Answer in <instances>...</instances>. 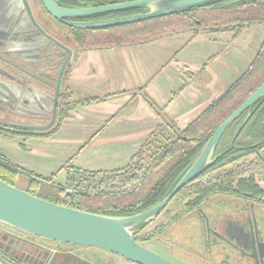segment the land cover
Instances as JSON below:
<instances>
[{"label":"trees","instance_id":"16d2710c","mask_svg":"<svg viewBox=\"0 0 264 264\" xmlns=\"http://www.w3.org/2000/svg\"><path fill=\"white\" fill-rule=\"evenodd\" d=\"M132 0H54L60 8L83 9ZM142 11L128 8L71 21L96 22L128 17ZM260 26L261 44L245 72L183 128L169 119L150 132L129 162L109 171L73 170L63 185L29 175L25 191L48 202L108 217H128L161 202L178 183L215 129L264 81V0H215L185 11L136 23L94 29H73L83 52L143 45L164 37L191 31H229ZM66 97L70 98L69 93ZM158 115L161 108L143 96ZM89 100H87L88 102ZM249 119L237 135L233 148L225 152L246 116ZM84 145L81 147L83 148ZM225 152V153H224ZM222 154L192 181L181 188L155 219L161 223L151 231L135 227L132 237L140 244L161 235L172 224L194 211L214 195H227L262 203L264 198V97L244 111L223 133L214 156ZM20 170L0 158V180L15 186Z\"/></svg>","mask_w":264,"mask_h":264},{"label":"rangeland","instance_id":"374dc122","mask_svg":"<svg viewBox=\"0 0 264 264\" xmlns=\"http://www.w3.org/2000/svg\"><path fill=\"white\" fill-rule=\"evenodd\" d=\"M262 36L260 26L245 28L240 33L210 31L193 36L191 31H186L148 44L92 52L96 53L94 58L98 62L112 66L107 93H146L156 107L165 106L161 115L158 116L141 96L132 102L127 101L126 96L110 98L80 110L81 120L76 126L66 124L48 140H22L0 133V158L21 171L15 186L22 190L29 185V175L50 178L53 184L63 185L65 166L86 171L122 168L139 148L136 146L164 124L165 119H173L183 128L206 107L204 104L213 92L209 87L219 91L234 83L256 54ZM114 112H117L115 122L91 137L98 130L97 124L105 125L103 121ZM92 115L97 121L90 117ZM105 115L107 118L102 119ZM119 136L124 139L115 142L114 138ZM94 139L97 141L92 142ZM225 196L217 194L206 199L196 208V213L185 215L143 246L174 264H238L234 251L211 232L213 227L217 231L218 223L214 222L230 212L237 213L234 205L218 202V197ZM251 204L264 208V201ZM252 210L250 213L257 217ZM202 216L207 221H202ZM160 223L161 218H158L145 233ZM7 230L19 234L14 229ZM219 233L222 236V231ZM225 235L230 237L226 232ZM79 250L86 251L95 260L94 264H133L101 249Z\"/></svg>","mask_w":264,"mask_h":264},{"label":"flooded vegetation","instance_id":"af4514ba","mask_svg":"<svg viewBox=\"0 0 264 264\" xmlns=\"http://www.w3.org/2000/svg\"><path fill=\"white\" fill-rule=\"evenodd\" d=\"M15 1V4L8 1L7 9L11 5L15 8L8 12L9 16L6 15L2 21L0 20V26L6 25L3 33L0 31V93H45L47 96L43 94L45 101L33 107L28 103L17 106L16 110L20 113L18 116L13 114L17 104L14 103V96L2 100L0 122L8 123L11 127L0 125V133L22 140H48L58 133L66 120L73 119L75 112L82 108H90L91 105L104 103L114 97L126 96L127 101L132 102L138 96L143 98L146 95V93H123L124 91L107 93L110 67L103 62L92 64L90 52H83L78 47L74 28L65 24L83 22L53 19L46 13L40 0ZM17 48L26 49L24 55L29 59L24 61L26 63H18L10 59L16 56ZM81 53L84 57L79 59ZM69 55V60L66 62ZM139 90L141 91V87ZM67 93L70 98L66 97ZM37 112L40 115H37ZM116 113L114 112L110 118L105 116L107 118L103 121L105 125L115 117ZM50 123L51 125L43 131L18 129L20 126L45 127ZM105 125L100 126L91 137H95ZM239 201L242 199L240 198ZM255 208L256 206L250 209L255 211L257 217L250 213L251 216L247 217L248 228L245 226L244 230L238 228L236 224L226 223L223 220L214 222V224L218 223L216 229L218 232L213 230L214 227L211 229L219 240L222 237L219 231H222V234L225 232L229 234V240L225 243L234 251L238 264H264V208L259 205L256 210ZM8 228L10 227L0 224V245L8 249H26L27 252H33L34 249L51 251L55 264H94L95 260L86 253H78V249L89 248L48 241L41 244L33 240L35 237L17 230L19 234L11 233ZM250 249H255L257 258L259 254L262 256L255 263L248 258L247 251Z\"/></svg>","mask_w":264,"mask_h":264},{"label":"water","instance_id":"95a60500","mask_svg":"<svg viewBox=\"0 0 264 264\" xmlns=\"http://www.w3.org/2000/svg\"><path fill=\"white\" fill-rule=\"evenodd\" d=\"M8 1H12L13 4L16 2L15 0H0L1 21L6 15L9 16L8 12L12 11L13 7L15 8V6L11 5L7 9L6 5L9 3ZM40 1L46 13L57 21L120 11L128 8L142 9L140 13L123 18L87 23H65L66 26L74 29L87 30L120 26L170 16L215 0H132L119 4L83 9L60 8L54 0ZM0 27V31L3 33V28L6 25ZM25 48H17L15 50L16 56L10 57V59L18 63H26L24 61L29 59L24 55ZM65 50L67 49L65 48ZM69 57L70 55L66 58V62L69 60ZM43 94L47 96L45 93H0V102L14 96V103L17 104L13 110V114L18 116L20 113L16 110L17 106L28 103L29 106L33 107L35 104H40L42 101H45ZM262 97H264V81L235 111L220 123L203 146L199 155L168 195L157 205L143 212L128 217H108L80 211L76 208L60 206L34 197L25 190L8 185L0 180V224L40 240L60 245L101 249L133 264H174L135 241L132 237V230L135 227L153 222L182 187L187 185L222 155L214 156V152L225 130L244 111ZM37 113V115H40L39 112ZM248 119L249 115L246 116L234 133L232 141L225 152L233 148L237 135ZM0 125L11 127L8 123L3 122H0ZM50 125L51 123L45 127L20 126L18 129L43 131ZM249 234H251V228H249ZM247 252H249L248 258L254 263L262 257L259 254L257 258L255 249H250ZM51 255V251L47 250L40 251V249H34L33 252H27L26 249H8V247L0 245V264H55Z\"/></svg>","mask_w":264,"mask_h":264},{"label":"crops","instance_id":"0c3cea01","mask_svg":"<svg viewBox=\"0 0 264 264\" xmlns=\"http://www.w3.org/2000/svg\"><path fill=\"white\" fill-rule=\"evenodd\" d=\"M263 37V36H262ZM151 43V42H150ZM148 44V43H147ZM137 46V45H136ZM125 48V47H124ZM183 48L184 47H182V48H180V51H182L183 50ZM179 51V52H180ZM92 52H96V51H92ZM92 52H90V54H91V58H92V64H96L97 62H98V60H96L94 57H95V55H96V53H95V55H94V53H92ZM84 57V54L83 53H81L80 55H79V59H82ZM171 61V60H170ZM169 61V62H170ZM96 62V63H95ZM109 67H110V69L112 68V66L111 65H108ZM128 66V65H127ZM126 65H125V67L126 68H128ZM207 87H209V86H207ZM209 89H211L213 92L211 93V95L209 96V99L205 102L206 104H204V106L206 105H208L210 102H211V100H213L214 98H216L218 95H220L223 91H224V89L222 88V90H219V91H215V88L213 87V88H210L209 87ZM87 109H89V108H87ZM87 109H85V108H82L81 110H87ZM165 109V108H164ZM166 109H167V107H166ZM79 111L80 110H78V111H76L75 113L76 114H74V117H73V119H68V120H66L64 123V125H62V127L60 128V130L63 128V126H66V124H68V125H70V126H76L77 125V122L79 121V120H81L80 118H81V116L79 115ZM164 111V110H163ZM161 112V111H160ZM95 115V114H94ZM94 115H92V116H90V117H93V118H95V116ZM156 115V114H155ZM106 116V115H105ZM105 116H103V118L102 119H104L105 118ZM158 116H160V115H158ZM117 117H114L107 125H105L102 129H100L99 131H98V133H97V135H99V134H101L102 133V131H104V130H106L107 129V127L110 125V124H112L113 122H115V121H113V120H115ZM168 118V117H167ZM170 119V118H169ZM173 120V119H172ZM95 121H97V118H95ZM101 122H102V120H101ZM101 122H99V123H101ZM98 123V122H97ZM90 124H92V123H90ZM98 125V128L101 126V124H97ZM102 127V126H101ZM179 127V126H178ZM73 128H75V127H73ZM181 128V127H180ZM59 130V131H60ZM96 135V136H97ZM122 138V136H119L118 138H114V141L115 142H117L119 139H121ZM122 139H124V138H122ZM121 139V140H122ZM128 138H126V140H127ZM113 140V139H112ZM111 140V141H112ZM94 141H97V140H92V142H94ZM99 141V140H98ZM107 141V140H106ZM137 148L139 147V146H136ZM239 199L240 198H236V197H234L233 199H230L229 197H227V195L225 196V197H218V202H221V203H230V205H234L236 208H237V213L235 214V215H233V213H228L227 215H225V216H223V217H221L220 219H219V221L220 220H223V221H225L226 223L228 222V223H231V224H236V226L238 227V228H240V229H242L243 230V228L246 226L247 227V223H248V220H247V217L249 218L250 216H251V214H250V212H249V209L251 208V207H254V205L253 204H251V203H254V202H252V201H248V200H243L242 199V201H239ZM196 209L194 210V211H192V212H190V213H192V214H194V213H196ZM204 220V222L205 221H207L206 219H205V217L204 216H202V221ZM221 222V221H220ZM219 225H220V223H219ZM248 228V227H247ZM215 231V230H214ZM218 232V231H217ZM216 237V236H215ZM221 240H223L224 242L226 241V240H229V237H227L226 235H225V233H223L222 234V237L220 238ZM205 243H206V245H207V242L205 241ZM226 244V243H225ZM227 245V244H226ZM221 248V247H220ZM219 249V248H218ZM81 251L78 249V253H80ZM86 252V251H85ZM84 252V253H85ZM95 264H100V263H95Z\"/></svg>","mask_w":264,"mask_h":264}]
</instances>
